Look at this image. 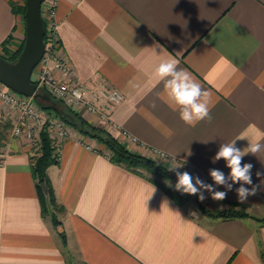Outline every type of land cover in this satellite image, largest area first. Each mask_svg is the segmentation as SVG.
<instances>
[{
    "label": "crops",
    "instance_id": "obj_1",
    "mask_svg": "<svg viewBox=\"0 0 264 264\" xmlns=\"http://www.w3.org/2000/svg\"><path fill=\"white\" fill-rule=\"evenodd\" d=\"M56 1L61 55L76 80L124 95L112 113L118 127L76 112L132 152L168 169L182 165L176 170L227 191L209 175L230 172L224 160H212L220 145L264 144V0ZM24 4L0 0V53L26 38L25 17L14 10ZM171 57L211 93V121L190 126L169 103L154 71ZM15 117L0 99V264H264V149L242 158L253 165L244 186L256 187L244 203L239 183L222 201L201 189L211 212L236 203L250 215L216 219L193 196L178 205L150 178L173 182L112 163L102 144L69 127L59 163L47 171L63 207L56 227L38 196L31 163L38 150L13 135Z\"/></svg>",
    "mask_w": 264,
    "mask_h": 264
},
{
    "label": "built area",
    "instance_id": "obj_2",
    "mask_svg": "<svg viewBox=\"0 0 264 264\" xmlns=\"http://www.w3.org/2000/svg\"><path fill=\"white\" fill-rule=\"evenodd\" d=\"M56 6V0H45L42 4V17L47 28L45 53L33 74L38 89L45 90L75 112L81 109L107 125L118 127L112 119V113L124 101V95L117 88L76 80L75 71L61 55ZM0 99L16 114L13 121L14 136H25L39 150L40 133L48 122L47 130L53 137L56 154L60 155L62 142L69 136V127L63 121L48 120L34 97L20 95L7 86L5 90H0Z\"/></svg>",
    "mask_w": 264,
    "mask_h": 264
},
{
    "label": "trees",
    "instance_id": "obj_3",
    "mask_svg": "<svg viewBox=\"0 0 264 264\" xmlns=\"http://www.w3.org/2000/svg\"><path fill=\"white\" fill-rule=\"evenodd\" d=\"M26 1L23 6L15 7L14 10L17 13H21L25 17L27 10ZM45 27L47 23L44 20ZM26 40V38H25ZM25 40L16 51H8L4 48V53H0V56L4 57L10 62H15L25 45ZM61 43V42H60ZM35 82L34 77L32 76ZM43 93L45 90L40 89ZM42 112L47 116L48 120L59 119L63 121L67 126L74 128L84 136L93 138L102 144L110 153V161L118 166L126 168L128 171L144 176V172L156 178L163 179L168 182H173L172 187L164 186L158 179L150 178V181L160 186L165 193L174 200L178 205L183 206L188 197L193 196L198 204L201 213L207 217L216 219H235V218H247L250 215L246 212L244 206H240L236 203H232L230 208L217 213H213L202 204L198 195L183 194L180 191L175 190V184L177 182L176 172H185L183 170H170L167 167L157 163L156 161L143 156L139 153L132 152L124 144H122L115 136L103 128L96 127L88 122L84 117L66 106L62 101L53 97L50 101L38 100ZM48 122H46L43 130L40 133V148L38 154L32 157V170L37 180L38 196L42 205V213L44 216H51L52 221L56 227H60L61 222L58 218V214L63 211V207L58 203L56 194L52 185V182L48 176V168L52 165L59 163V156L56 154V148L54 145L53 137L47 130ZM10 125L5 126L8 130ZM1 139V137H0ZM1 147V144H0ZM42 184H45L48 188V195H46L42 189ZM264 224V218L258 220ZM61 237L65 239V234L60 233Z\"/></svg>",
    "mask_w": 264,
    "mask_h": 264
},
{
    "label": "clouds",
    "instance_id": "obj_4",
    "mask_svg": "<svg viewBox=\"0 0 264 264\" xmlns=\"http://www.w3.org/2000/svg\"><path fill=\"white\" fill-rule=\"evenodd\" d=\"M179 61L174 57L164 60L155 68L154 76L164 83V90L166 92L169 103L178 108L180 119L190 125L195 126L197 123L208 120L211 121V93L202 88L193 76L183 69H178ZM264 149V144L260 142L249 143V146L240 149L235 146V140L223 143L219 150L212 158L213 162L219 160L225 161V166L230 169L227 177L224 172L219 169H211L209 175L215 185L223 186L227 191L232 190L234 184L239 183L240 187L236 189V193L240 203H244L247 198L256 193V187L251 189L244 185H251V169L253 167L250 163H243L242 158L251 153L256 155ZM165 153H159V157L163 159ZM182 165L170 167V170H175ZM261 175V173H257ZM177 182L175 190L183 194L198 195L200 200L205 199L201 189L211 193V198L216 201H222L227 196V191H217L212 184H206L199 177L195 180L193 176L185 172H176ZM231 181L229 183L228 181Z\"/></svg>",
    "mask_w": 264,
    "mask_h": 264
},
{
    "label": "water",
    "instance_id": "obj_5",
    "mask_svg": "<svg viewBox=\"0 0 264 264\" xmlns=\"http://www.w3.org/2000/svg\"><path fill=\"white\" fill-rule=\"evenodd\" d=\"M44 1H26L25 45L15 62H10L0 56V83L20 95L50 101L52 96L38 89V85L32 79L34 70L39 65L46 48V27L42 17V4ZM42 189L48 195V188L45 184H42Z\"/></svg>",
    "mask_w": 264,
    "mask_h": 264
},
{
    "label": "rangeland",
    "instance_id": "obj_6",
    "mask_svg": "<svg viewBox=\"0 0 264 264\" xmlns=\"http://www.w3.org/2000/svg\"><path fill=\"white\" fill-rule=\"evenodd\" d=\"M35 77V76H34ZM37 104H38V102H37ZM38 108L42 111V109L40 108V106H39V104H38ZM69 127V126H68ZM191 206H193V204H191ZM194 208V207H193ZM194 216H199V218H200V215L201 214H199L200 212H199V210L198 209H194Z\"/></svg>",
    "mask_w": 264,
    "mask_h": 264
}]
</instances>
